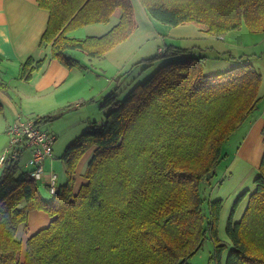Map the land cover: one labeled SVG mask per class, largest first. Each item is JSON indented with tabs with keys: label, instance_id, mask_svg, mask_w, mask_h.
Returning <instances> with one entry per match:
<instances>
[{
	"label": "trees",
	"instance_id": "trees-1",
	"mask_svg": "<svg viewBox=\"0 0 264 264\" xmlns=\"http://www.w3.org/2000/svg\"><path fill=\"white\" fill-rule=\"evenodd\" d=\"M33 1L48 12L39 44L67 69L80 67L69 51L104 57L138 28L133 0ZM137 1L162 25H194L218 39L242 26L264 33V0ZM116 10L118 20L105 34L69 36L88 25L108 24ZM199 48L160 47L154 58L162 65L149 78L122 100L115 91L103 96L105 119L88 122L66 147L61 159L67 180L51 201L20 169L21 157L4 162L0 264H183L200 250L206 228L216 241L222 201L208 200L202 188L210 186L216 166L226 159L230 136L253 119L262 75L249 63L255 54L238 57L227 71L204 74L208 55L206 47ZM45 62L28 58L21 79L30 81ZM6 90L0 79V91ZM46 119L34 120L40 126ZM261 136L264 145V125ZM86 150H92L86 182L74 193L75 168ZM252 188L238 196L229 215L225 232L232 249L225 264H264V151ZM244 200L236 222V205ZM29 210L52 219L26 240L21 262L16 233ZM215 244L218 257L224 246Z\"/></svg>",
	"mask_w": 264,
	"mask_h": 264
},
{
	"label": "rangeland",
	"instance_id": "rangeland-1",
	"mask_svg": "<svg viewBox=\"0 0 264 264\" xmlns=\"http://www.w3.org/2000/svg\"><path fill=\"white\" fill-rule=\"evenodd\" d=\"M133 2L138 28L131 38L127 42L117 45L104 57L90 58L80 51H69V56L77 60L80 67L72 68V78L66 84L58 89H51L43 101L44 105L40 106L41 108L51 107L48 108V112L38 113L30 118L34 120L37 117H47L46 121L41 123L39 127L53 135L55 142L51 147L52 157L45 161L44 167L47 171L54 170L53 172L57 175V185L64 184L68 175L66 166L61 159L66 147L75 137L85 131L88 122L100 123L105 119L106 111L101 108L103 98H101L100 89L106 86L103 94L108 91H115L120 100L124 99L135 85L145 81L162 65V60L154 58L157 56L160 47L164 48L166 45L173 44L182 48H191L194 51H198L199 47H204L202 50L206 47L204 52L208 55V59L203 66V71L207 75L229 70L234 64L233 62L243 54L249 56L255 54L256 57H260H250L249 63L261 73L263 80L262 85L260 84L262 99L258 101V110L254 112L253 116H260L263 113L264 33H254L242 26L235 32L220 37V40L215 36L206 34L194 25L179 27L162 25L151 19L145 8L137 0H133ZM117 20L118 17L112 15L109 24L88 25L69 33V36L75 39H85L87 36L101 35L106 30L107 25L110 27L116 24ZM218 54L222 59H213ZM151 58L154 59L149 60ZM258 96H260L259 90ZM69 99H71L70 102H68ZM23 103L28 106L32 105L31 101L27 100H24ZM8 118L6 114L0 115V156L9 143L7 128L16 122V120H12L7 125ZM254 119L253 117L249 123L239 127L230 136L226 148L228 153L226 159L216 166V175L210 181V186L207 182L206 188H202V194L208 200L222 201V208L215 226L216 241L212 238V232H208L206 228L200 250L183 264H225L226 257L232 249L225 232L229 215L238 196L253 189V179L263 156L264 145L262 141L257 144L248 158H245L243 152L238 148L246 133L249 135L246 126H250ZM4 128H6V133ZM86 151L85 154L88 155L91 150ZM28 155L30 158L29 149L25 150L20 158L19 167L22 170L23 168L27 169L26 162L29 158L27 160L26 158ZM80 160L76 169L79 167ZM35 186L44 200H52L53 194L44 188L40 182L36 181ZM244 201L237 203L233 214L234 221H236L240 211L243 213L244 204H246V200ZM205 208L206 205H204ZM51 219L50 217L49 221ZM49 221L48 223H50ZM205 222L208 223L207 220ZM23 232L24 229L22 228L19 234V238L22 240L16 238L21 243V249L18 253L21 262H24L26 257L25 242L36 231L26 230L25 235ZM215 242L224 246L218 257L216 256Z\"/></svg>",
	"mask_w": 264,
	"mask_h": 264
},
{
	"label": "crops",
	"instance_id": "crops-1",
	"mask_svg": "<svg viewBox=\"0 0 264 264\" xmlns=\"http://www.w3.org/2000/svg\"><path fill=\"white\" fill-rule=\"evenodd\" d=\"M113 15L119 17V10H116ZM47 20L48 12L38 7L33 0H0V79L7 84V90L5 92L0 91V102L3 105L0 115L6 114L9 117L7 125L12 120H29L35 114L48 112V108L51 107L41 108L40 106L44 105L43 101L47 98L51 89L62 87L72 78V69H67L58 61L50 59L49 48H44L39 44ZM114 25L110 27L107 25L106 30L102 33L105 34ZM233 32L235 31L229 33ZM30 57L35 60L46 58V62L39 72L34 73L30 81H26L20 77V68ZM105 90L106 86L100 89L101 98L109 92L103 94ZM259 93L262 99L261 88H259ZM24 100L31 101L32 105H24ZM262 112V115L254 116L255 119L250 126H246L249 135L246 133L239 144L238 148L243 152L245 158H248L257 144L262 141L261 129L264 123V110ZM4 132L6 133V128H4ZM91 153L92 150L88 155L84 154L79 167L75 168L72 187L74 193L86 182L83 174ZM28 158L29 155L26 160ZM23 170L26 171V168H23ZM241 214L242 211L236 218V222L240 219ZM49 218L41 210H29L27 223L22 227L19 226L16 238L22 240V238H19L22 228L24 229V235L26 230L37 232L44 228L49 224Z\"/></svg>",
	"mask_w": 264,
	"mask_h": 264
},
{
	"label": "built area",
	"instance_id": "built-area-1",
	"mask_svg": "<svg viewBox=\"0 0 264 264\" xmlns=\"http://www.w3.org/2000/svg\"><path fill=\"white\" fill-rule=\"evenodd\" d=\"M7 134L9 143L0 156V171L6 160H18L23 152L30 150L31 155L26 162V172L33 182H40L42 186L49 188L53 194L57 190V175L53 171H47L45 161L51 157V147L54 136L42 130L36 125L35 120H18L8 126Z\"/></svg>",
	"mask_w": 264,
	"mask_h": 264
}]
</instances>
